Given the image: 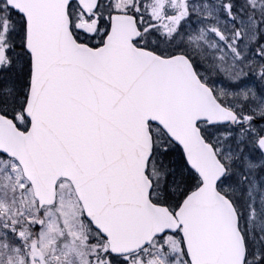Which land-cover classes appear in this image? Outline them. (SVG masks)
I'll list each match as a JSON object with an SVG mask.
<instances>
[{"label": "snow or ice", "instance_id": "6c2138e0", "mask_svg": "<svg viewBox=\"0 0 264 264\" xmlns=\"http://www.w3.org/2000/svg\"><path fill=\"white\" fill-rule=\"evenodd\" d=\"M0 264H264V0H0Z\"/></svg>", "mask_w": 264, "mask_h": 264}]
</instances>
